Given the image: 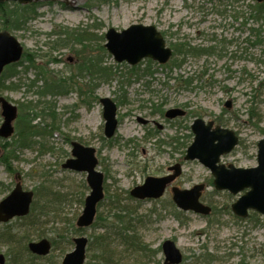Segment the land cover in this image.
I'll use <instances>...</instances> for the list:
<instances>
[{
  "label": "rangeland",
  "instance_id": "rangeland-1",
  "mask_svg": "<svg viewBox=\"0 0 264 264\" xmlns=\"http://www.w3.org/2000/svg\"><path fill=\"white\" fill-rule=\"evenodd\" d=\"M17 3V2H8ZM255 0H36V11L23 29H7L24 46V55L11 81L16 89L0 88L18 107L16 130L0 144V199L21 175L25 190H32L43 205L40 222L16 218L0 224L17 235L18 245L0 244L5 264H18L14 252L31 241L48 238L55 248L27 264H61L74 243L63 245L62 234L89 238L85 264H162V244L173 240L183 253L179 264H264V215L250 210L240 217L232 204L240 193L217 190L209 168L185 160L194 139L196 117L227 126L240 136L239 145L221 161L238 167L257 165V143L264 138V12L256 21ZM6 9L21 11L23 4ZM30 4V5H31ZM0 10V32L5 30ZM8 16V15H7ZM5 16V18L7 17ZM138 23L160 30L175 55L160 65L142 60L135 66L117 62L104 47L109 28L122 30ZM74 31L68 45L57 46L58 33ZM90 36V37H87ZM195 48L199 51L196 52ZM212 53L203 54L202 49ZM97 61L112 70L109 79L96 77L84 67ZM179 64L180 66H177ZM11 72V69L8 73ZM33 80H37L35 85ZM187 80H190L188 82ZM64 82L63 92L40 95L46 86ZM68 84V85H67ZM65 90V91H64ZM118 105L116 135H104L102 97ZM232 101L231 108L225 106ZM187 108L183 117L165 119L170 108ZM162 114H159L161 113ZM150 119L144 124L139 119ZM34 126L31 145L20 146L18 121ZM2 122L0 109V124ZM163 125L157 128L156 123ZM178 137L179 141L175 138ZM96 148L98 169L104 173L105 199L98 206L102 228L80 229L90 188L86 172L64 168L72 156V142ZM10 160L11 169L2 158ZM181 162L182 175L174 184L191 188L204 183L202 201L208 215L179 209L170 189L156 200H137L130 190L147 176H161ZM33 202V203H34ZM120 210H125L120 211ZM130 221L129 236L143 246L132 249L117 237ZM98 236V237H97ZM105 236L107 242L99 239ZM99 238V239H97ZM29 251V250H28Z\"/></svg>",
  "mask_w": 264,
  "mask_h": 264
},
{
  "label": "water",
  "instance_id": "water-1",
  "mask_svg": "<svg viewBox=\"0 0 264 264\" xmlns=\"http://www.w3.org/2000/svg\"><path fill=\"white\" fill-rule=\"evenodd\" d=\"M18 2L29 4L35 0H0L3 2ZM262 2L263 0H257ZM107 51L117 62L126 61L129 65H136L145 58H151L160 64L167 63L173 55V50L166 45L163 34L154 25L134 23L129 27L117 30L109 28L105 33ZM24 47L20 41L7 30L0 32V76L4 68L18 62L22 57ZM103 115L105 118V136H114L118 127L117 104L110 97L101 98ZM227 101L226 106L231 107ZM1 115L0 137L9 138L15 131L14 120L18 115V108L5 97H0ZM185 110L172 108L166 111L168 118L183 116ZM194 140L187 149L185 160H199L209 168L214 176V185L218 190H229L238 194L248 189L236 202L232 204L235 214L246 217L249 210L254 209L264 214V138L258 143V165L250 168L236 167L233 164L221 163V156L231 152L239 142V137L232 129L215 125L213 120L206 121L196 118L191 126ZM72 158L64 164V168L87 172V184L91 188L85 198L81 215L77 219L80 228L90 227L96 217L97 206L104 199V174L97 170L98 158L96 149L73 142ZM173 173L164 176H148L144 182L131 189L130 194L138 199L160 198L170 185L182 173V165L176 163L169 168ZM205 184L200 183L192 188L182 189L172 187L173 200L183 210H193L197 213L209 214L211 207L200 200ZM34 199V192L24 190L21 176H17L14 189L0 200V223L29 214ZM75 247L65 254L61 264H84L87 258L89 239L86 236L73 238ZM29 250L37 255L45 256L51 251L49 239L43 238L28 244ZM165 261L162 264H179L183 254L173 240L167 239L162 244ZM5 263V256L0 254V264Z\"/></svg>",
  "mask_w": 264,
  "mask_h": 264
},
{
  "label": "trees",
  "instance_id": "trees-1",
  "mask_svg": "<svg viewBox=\"0 0 264 264\" xmlns=\"http://www.w3.org/2000/svg\"><path fill=\"white\" fill-rule=\"evenodd\" d=\"M9 5H11V6H9ZM8 6L9 7L13 6V8L17 7L16 9H19L17 3L4 2V3L0 4V10H1L2 14L5 16L8 15L6 18H5V16H1L3 19L4 29H23L25 27L26 23L32 17H35L34 14H35V11L37 8L35 5L28 4L26 6H23L22 10L19 12L16 10H13L9 14H6L7 13L6 9L8 8ZM255 6H257L259 9L257 12L258 15L256 17V21H259V20H261L260 13L264 12V2L259 3V4L256 3ZM262 23H264V22H262ZM74 33L77 35V37L80 36L81 38H83V36H84L82 34L74 32V31L63 30L62 32L58 33L60 39H58L57 42H55V45L60 46V47L61 46L66 47L68 45L69 39L73 36L75 37ZM77 37L71 38V39H73V40L79 39ZM87 37H90V36H87ZM195 50H196V52L199 51L196 48H195ZM212 52L213 51L211 48H205V49H202V52L200 54L201 55L210 54ZM174 55H175V52H174ZM148 61L152 62L151 60H148ZM177 66H180V65L177 64ZM18 67H19V64H14V65L8 66L5 69L2 76L0 77V88L1 87L3 89L4 88H6V89L18 88L19 84L11 81V79H13L15 77V75L18 73V71H16ZM10 69H11V72L8 73L10 71ZM85 69L87 71H89L90 73L95 74L96 77H101V78H104L105 80L109 79V77H111V75H112L111 74L112 70H110V68H108L107 66H100V64H98L97 61L93 64H89L87 67H84V70ZM36 81L37 80H33L32 85H35ZM187 81L190 82V80H187ZM65 86H66V84L64 82H58L56 84L55 83L50 84V83L46 82V86L41 88V90L38 93L42 96V95H46V94H54V93L60 92V91L63 92V89ZM65 89H66V87H65ZM19 130H20V132H19L20 146H30L31 145V142H30L31 137L30 136L32 133H34V131H36L34 126L26 124V125H24V127L21 126V128H20V120H19L18 121V131ZM175 139L179 141L178 137H176ZM0 144H1V146H3V149H5V151H7L10 147L7 142H1L0 141ZM1 160H2V163H6L9 166V168L11 169L12 165H10V160L8 158L4 157ZM0 186H1V184H0ZM35 193L38 197L37 192H35ZM43 205H45V204L39 205V201L36 199V201L33 203L31 213L27 217L23 218L25 220H30L29 222H26V223H29V224L31 223L30 225H33V224H36L37 222L38 223L40 222L41 217L46 215V214H42V211L40 210V209L44 208ZM120 211L126 212L125 210H120ZM98 219H99V217L97 215V218L93 224L94 228H97V227L102 228L103 227L101 224L98 223V221H97ZM130 221L131 220H128V222L125 221L123 223V225L121 226V228L119 230H115L114 232L117 235V237H121L123 239V241L125 242V244L130 246L132 249L142 248L143 246L139 245L135 241V236H129L127 234V231L130 229ZM97 239H99V238H97ZM60 240L62 241L63 245L68 246L69 244L70 245L72 244L71 238L69 236H66V235L62 234ZM99 241H103V242H100L101 244H103L104 242H107L105 236L101 237L99 239ZM52 243H53V248H55L54 239H52ZM0 244H5V245H8V247H10V246L18 245L19 240H18L16 234L12 233L11 230H8L6 228L3 230H0ZM14 256L16 257L18 264H27L28 261L35 262V261H33L34 259H40L41 258V257H38V256L30 253L28 251L27 245L23 246L22 252L20 250H16L14 252ZM112 259L113 258H110V257L106 258L105 259L106 264H110L112 262Z\"/></svg>",
  "mask_w": 264,
  "mask_h": 264
},
{
  "label": "flooded vegetation",
  "instance_id": "flooded-vegetation-1",
  "mask_svg": "<svg viewBox=\"0 0 264 264\" xmlns=\"http://www.w3.org/2000/svg\"><path fill=\"white\" fill-rule=\"evenodd\" d=\"M175 108H181V107H175ZM170 109H171V108H170ZM181 109H184V110H185V113H187V108H186V107L181 108ZM166 111H167V110H166ZM166 111H165L164 114H163V116H164L165 119L172 120V119L177 118V117H175V118H168V117H166V115H165ZM159 114H162V112L159 113ZM184 116H185V114H184ZM139 120H141V122L144 123V124H145V123H146V124L150 123V119H148V118H147V119H146V118H145V119H139ZM214 121H215V120H214ZM154 123H156V122H154ZM217 124H218V123H216V121H215V125H217ZM155 125L157 126V128H160V129L163 128V125L160 124V123H156ZM226 127H227V126H226ZM235 133H236L237 136L239 137V142H240V136H239V134H238L236 131H235ZM239 142H238V145H239ZM258 143H259V142H258ZM258 143H257V147H258ZM236 147H237V146H236ZM236 147H235V148H236ZM235 148H234V149H235ZM234 149H233V150H234ZM233 150H232V151H233ZM232 151H231V152H232ZM231 152H229V153H231ZM229 153H227V154H229ZM257 153H258V151H257ZM225 155H226V154H225ZM223 156H224V155H223ZM184 159H185V157H184ZM176 163H180V164L183 166V164H182L181 162H176ZM176 163H175V164H176ZM221 163H224V162L221 161ZM224 164H226V163H224ZM230 164H232V163H229V164H226V165L228 166V165H230ZM173 165H174V164H173ZM233 165H234V164H233ZM171 166H172V165H171ZM171 166H169V167H168V171H167L165 174L161 175V176H164V175H166V174H168V173H173L172 171L169 170V168H170ZM234 166H235V165H234ZM236 167H238V166H236ZM253 167H254V166H253ZM243 168H250V167H243ZM181 175H182V173H181ZM181 175H180V176H181ZM180 176H178V177H177V178H176V179H175L170 185H168V187H167V189H166V192L168 191V189H170L171 194H172V200H173L172 187H174V186L180 187V186L174 184V183L176 182V180H177ZM180 188H181V187H180ZM173 202H174V200H173Z\"/></svg>",
  "mask_w": 264,
  "mask_h": 264
}]
</instances>
